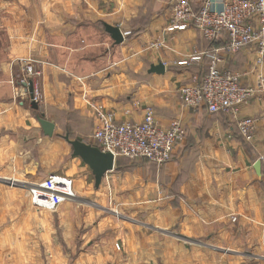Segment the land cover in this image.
<instances>
[{"label": "crops", "instance_id": "crops-1", "mask_svg": "<svg viewBox=\"0 0 264 264\" xmlns=\"http://www.w3.org/2000/svg\"><path fill=\"white\" fill-rule=\"evenodd\" d=\"M190 1L199 10L204 0ZM172 4L0 0V264H264V61L253 44L225 52L224 34L209 42L193 27L169 30ZM214 50L255 89L237 117L255 121L250 140L232 115L179 98L208 58L177 62ZM158 63L165 72H150ZM90 102L133 123L151 106L163 127L179 119L185 136L164 165L115 158L97 188L64 139L98 146ZM39 116L55 124L53 136ZM52 173L73 179L75 198L38 209L27 187Z\"/></svg>", "mask_w": 264, "mask_h": 264}, {"label": "built area", "instance_id": "built-area-1", "mask_svg": "<svg viewBox=\"0 0 264 264\" xmlns=\"http://www.w3.org/2000/svg\"><path fill=\"white\" fill-rule=\"evenodd\" d=\"M197 29L204 40L213 42L220 35L227 38L225 52L235 54L249 45L256 46L257 63L264 61V0H204L195 10L190 0H173L169 30ZM208 58L207 69L195 73L179 91L183 105L197 108L204 104L209 112L227 113L234 117L239 133L250 140L255 131L253 119H239V107L255 94V89L242 82V74L222 67L223 58L216 50L195 52L177 62L182 66L199 65ZM31 74L34 68L25 65ZM21 83L27 84L26 79ZM34 99H39L37 90ZM99 119L94 132L98 147L111 152L115 158L145 159L157 165L166 164L177 144L185 136L179 119L168 127L161 126L154 108L146 106L139 123L118 121L103 106L89 103ZM31 203L38 209L55 211L62 203L75 198L74 181L59 173H52L27 187Z\"/></svg>", "mask_w": 264, "mask_h": 264}, {"label": "water", "instance_id": "water-1", "mask_svg": "<svg viewBox=\"0 0 264 264\" xmlns=\"http://www.w3.org/2000/svg\"><path fill=\"white\" fill-rule=\"evenodd\" d=\"M111 33L117 42L123 40V35L119 29L111 28ZM150 72L153 73H164L165 65L163 63H158L152 65ZM30 94L32 100L33 108L37 109L38 104L34 99L33 86H30ZM38 121L43 129V132L47 136H53L55 124L52 121L46 120L44 117L39 116ZM64 139L72 146L73 154L79 156L85 163H87L92 169V173L95 177V186L98 188L102 182L105 175L114 169L115 157L111 152H105L101 150L98 146L80 141L78 139H71L69 135H65ZM256 171L260 173V161L255 164Z\"/></svg>", "mask_w": 264, "mask_h": 264}, {"label": "rangeland", "instance_id": "rangeland-1", "mask_svg": "<svg viewBox=\"0 0 264 264\" xmlns=\"http://www.w3.org/2000/svg\"><path fill=\"white\" fill-rule=\"evenodd\" d=\"M9 182V185L10 186H13V182L12 181H8ZM12 182V183H11ZM111 207V209H116L117 211H120L121 212V208L120 207H118V206H110Z\"/></svg>", "mask_w": 264, "mask_h": 264}, {"label": "trees", "instance_id": "trees-1", "mask_svg": "<svg viewBox=\"0 0 264 264\" xmlns=\"http://www.w3.org/2000/svg\"><path fill=\"white\" fill-rule=\"evenodd\" d=\"M226 42H227V38H226ZM225 46H226V43H225ZM225 46H224V51H225ZM206 69H207V67H206ZM205 69V70H206ZM204 72V71H203ZM202 105H204V104H202ZM206 106V105H205ZM210 113H212V112H210Z\"/></svg>", "mask_w": 264, "mask_h": 264}]
</instances>
